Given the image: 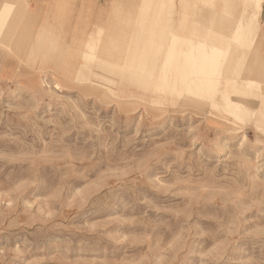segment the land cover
I'll return each mask as SVG.
<instances>
[{
  "label": "rangeland",
  "instance_id": "1",
  "mask_svg": "<svg viewBox=\"0 0 264 264\" xmlns=\"http://www.w3.org/2000/svg\"><path fill=\"white\" fill-rule=\"evenodd\" d=\"M16 53L0 47V264H264L263 131L120 103ZM233 125L246 137L226 140Z\"/></svg>",
  "mask_w": 264,
  "mask_h": 264
},
{
  "label": "bare ground",
  "instance_id": "2",
  "mask_svg": "<svg viewBox=\"0 0 264 264\" xmlns=\"http://www.w3.org/2000/svg\"><path fill=\"white\" fill-rule=\"evenodd\" d=\"M36 1L0 0V47L17 51L22 63L40 56L53 63L55 75L76 80L86 91L114 96L120 103H143L157 110L161 105L162 110L184 106L212 115L230 112L242 123L251 121L256 132H264V35L254 47L264 0H242L239 8L214 17L210 7L215 0H197L208 4L207 12L183 18L175 10L186 9L193 0H143L139 6L106 0L107 5L99 4L104 8L97 10L91 0L49 6ZM65 5L77 8L75 23L84 25L72 46L60 31L73 20H64ZM185 18L191 20L181 25ZM181 26L187 29L183 33L178 32ZM60 39L63 45L51 44ZM233 128L226 140L246 137V126Z\"/></svg>",
  "mask_w": 264,
  "mask_h": 264
},
{
  "label": "crops",
  "instance_id": "3",
  "mask_svg": "<svg viewBox=\"0 0 264 264\" xmlns=\"http://www.w3.org/2000/svg\"><path fill=\"white\" fill-rule=\"evenodd\" d=\"M91 1L93 2V5H92L93 10H97L99 8H101V9L104 8V7L99 6V4L107 5L106 0H91ZM220 1L221 0H215L214 5L210 7L211 16L214 17L217 12L219 13V12H222L223 10L235 9L232 6L226 8V9H221L222 5H220ZM191 2H192V5L190 6V3L187 4L186 9L175 10L176 12H178V13H176V16H181L183 18V17H193L195 14H198V13H195V12H198L200 9L199 5H197V0H193ZM29 3L35 4V3H37V1L36 0H29ZM76 10H77L76 7H73V6L70 7V5H65V11H64L65 12V21H67L69 18H72L73 15L75 14ZM191 11H193L194 13L190 14L189 12H191ZM201 11H203V10H201ZM262 13H264V6H263V12ZM203 14H202V16H203ZM184 28H186V26H181L180 27L181 30L180 31L178 30V32L183 33L184 31L187 30Z\"/></svg>",
  "mask_w": 264,
  "mask_h": 264
}]
</instances>
